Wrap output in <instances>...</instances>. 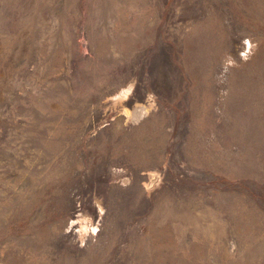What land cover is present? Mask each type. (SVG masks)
I'll return each mask as SVG.
<instances>
[{
	"label": "rangeland",
	"instance_id": "rangeland-1",
	"mask_svg": "<svg viewBox=\"0 0 264 264\" xmlns=\"http://www.w3.org/2000/svg\"><path fill=\"white\" fill-rule=\"evenodd\" d=\"M0 264H264V0H0Z\"/></svg>",
	"mask_w": 264,
	"mask_h": 264
}]
</instances>
